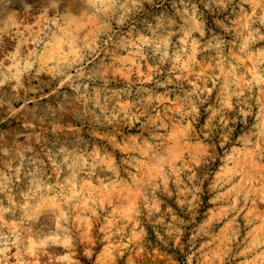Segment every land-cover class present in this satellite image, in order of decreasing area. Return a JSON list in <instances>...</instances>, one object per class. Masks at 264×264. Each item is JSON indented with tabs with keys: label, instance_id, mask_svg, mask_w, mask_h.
Returning a JSON list of instances; mask_svg holds the SVG:
<instances>
[{
	"label": "clouds",
	"instance_id": "obj_1",
	"mask_svg": "<svg viewBox=\"0 0 264 264\" xmlns=\"http://www.w3.org/2000/svg\"><path fill=\"white\" fill-rule=\"evenodd\" d=\"M0 264H264V0H0Z\"/></svg>",
	"mask_w": 264,
	"mask_h": 264
}]
</instances>
